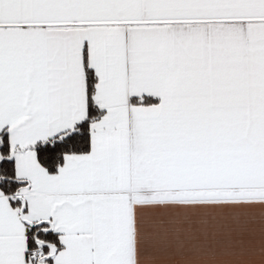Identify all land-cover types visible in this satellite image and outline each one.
<instances>
[{"label": "snow or ice", "instance_id": "6c2138e0", "mask_svg": "<svg viewBox=\"0 0 264 264\" xmlns=\"http://www.w3.org/2000/svg\"><path fill=\"white\" fill-rule=\"evenodd\" d=\"M0 264H264V0H0Z\"/></svg>", "mask_w": 264, "mask_h": 264}]
</instances>
